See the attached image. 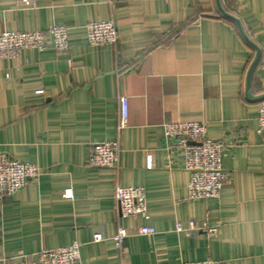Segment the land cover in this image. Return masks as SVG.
Here are the masks:
<instances>
[{
    "label": "crops",
    "instance_id": "obj_1",
    "mask_svg": "<svg viewBox=\"0 0 264 264\" xmlns=\"http://www.w3.org/2000/svg\"><path fill=\"white\" fill-rule=\"evenodd\" d=\"M32 1L0 0V33L64 25L70 50L49 39L43 51L0 60V153L41 172L0 200V258L78 241L76 264H264V0ZM95 20L116 22L117 45L89 44ZM174 122H204L225 145L220 198H188L183 155L164 133ZM111 141L118 167L88 166L93 144ZM117 185L145 190L149 219L120 218ZM191 222L193 233L177 232ZM142 226L156 233L140 236ZM119 228L129 234L121 250ZM98 233L105 239L94 242Z\"/></svg>",
    "mask_w": 264,
    "mask_h": 264
},
{
    "label": "built area",
    "instance_id": "obj_2",
    "mask_svg": "<svg viewBox=\"0 0 264 264\" xmlns=\"http://www.w3.org/2000/svg\"><path fill=\"white\" fill-rule=\"evenodd\" d=\"M22 2L26 6L33 4L32 0H22ZM86 29L88 42L91 46H115L120 40L118 27L114 20H95L90 22ZM49 39L53 41L57 52H69L68 29L64 25L52 26L47 31H4L0 33V60H16L26 50L43 51L47 47ZM260 66L264 70V53ZM128 115V100L123 98L121 100L120 131L128 126ZM258 122L259 131H264V100L259 105ZM164 133L167 147L169 149L177 148L183 155L185 169L190 176L188 198L190 200L220 198L229 176L222 163L225 145L208 137L207 126L204 122L168 123L164 126ZM119 161V142H100L93 144L88 166L114 169L118 167ZM40 173V169L36 165L21 162L0 153V200L20 192L30 180L37 179ZM66 195L71 196L72 192L69 190ZM114 199L120 218L142 216L149 219L146 193L143 188L117 185ZM205 228L210 234L217 231V228ZM176 229L177 232L193 233L198 228L195 222H191L188 228L178 224ZM155 233V228L150 226H142L137 230V234L140 236H149ZM128 236L129 234L124 228L118 229L113 238L118 250H121ZM104 239L102 233L94 236V242H101ZM82 246L80 242L75 241L67 247L43 249L33 256L3 257L0 258V264H76L82 258ZM183 264H229V262L206 259Z\"/></svg>",
    "mask_w": 264,
    "mask_h": 264
},
{
    "label": "water",
    "instance_id": "obj_3",
    "mask_svg": "<svg viewBox=\"0 0 264 264\" xmlns=\"http://www.w3.org/2000/svg\"><path fill=\"white\" fill-rule=\"evenodd\" d=\"M231 19H232V18H231ZM235 21H236V23L238 24V26H239V28H240V31H241L242 35L244 36V38L246 39V41H247L250 45H252V47H255V46L250 42V40H248V38L245 36V34H244V32H243V30H242V28H241L239 22H238L237 20H235ZM258 57H260V50H259V52H258Z\"/></svg>",
    "mask_w": 264,
    "mask_h": 264
}]
</instances>
